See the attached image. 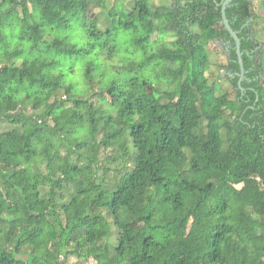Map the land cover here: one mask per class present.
<instances>
[{
    "label": "trees",
    "instance_id": "16d2710c",
    "mask_svg": "<svg viewBox=\"0 0 264 264\" xmlns=\"http://www.w3.org/2000/svg\"><path fill=\"white\" fill-rule=\"evenodd\" d=\"M10 3L0 13V264H264V26L253 1L226 9L241 85L222 0ZM14 17L20 44L9 51ZM77 31L87 48L71 44ZM216 40L234 45L216 64L227 88L208 76ZM97 48L109 58L123 48L117 63L133 61L129 48L145 59L110 82L77 64ZM53 56L64 61L41 60ZM58 67L87 94L65 88L62 72L49 78ZM99 100L108 110L97 118ZM121 102L114 131L109 109ZM137 112L147 118L123 121Z\"/></svg>",
    "mask_w": 264,
    "mask_h": 264
},
{
    "label": "clouds",
    "instance_id": "9594fccd",
    "mask_svg": "<svg viewBox=\"0 0 264 264\" xmlns=\"http://www.w3.org/2000/svg\"><path fill=\"white\" fill-rule=\"evenodd\" d=\"M11 7V3L10 0H0V13L7 11L9 8ZM75 25V23H74ZM22 25L19 22V17H14V27L10 30L12 32V34L14 35V39L12 40V48L9 49V51H12L16 48V46L18 44H20V40H19V33L21 31ZM8 31V30H6ZM60 38L63 39L64 36L69 35V33H61L59 34ZM72 35V40H71V44L75 45L77 48H87L90 41L88 39V37L81 33L80 31L74 32L71 34ZM118 42H119V38H118ZM32 45L31 41H24L23 44L21 45V47H23L24 49H29ZM127 47V46H125ZM101 50L99 48H97L95 51H93L90 55L84 56L82 57L77 64H80L82 66H88L90 63L94 64L96 67V75L99 76L101 73H105L104 78L108 79L110 82L113 80H125L128 79V74L126 72L120 71L117 72L116 69H122L128 65L131 64H140L144 61L145 56L143 53H134L132 51L131 48L128 49V53L129 55L133 56V61L128 62V63H117L116 62V57L120 56L121 54L124 53V49L121 48L120 52L118 53H114L112 54L111 58L108 57L107 52L105 51L104 54H100ZM0 55H3V52L0 51ZM136 57H139V59H136ZM23 59H28L29 62H31L32 60L35 59V57H30L27 56V53L25 54L24 57H21V60ZM43 59H55L58 61L63 62L64 58L60 57V56H53V57H41V60ZM76 64V65H77ZM75 69V68H74ZM163 70V66H161V68H156L155 71L156 72H160ZM64 73V80H63V86L66 88L69 85H76L75 88H73V94L76 96H80V93L77 91L79 88V84H78V80L74 75V70L72 72H69L67 67H58L56 68L53 72H51L49 74V78L52 77H56L58 76L60 73ZM144 78L145 79H149L153 84H156V80L154 78V71H153V66H150L144 73ZM36 92L35 89H31L29 90V93H33ZM25 95V93H20L16 98L19 100L21 99L23 96ZM41 99L44 98V95L41 94L40 96ZM123 102H121V104L116 105L115 107H111L109 109L110 114L114 117V123H113V130H118L119 128H121L123 126V124L121 123V116H120V112H121V108H122ZM43 108V105H42ZM146 115L141 114L139 112H137L130 120L127 117L123 118V121L129 125L135 124L137 122H140L143 119H146ZM129 137L127 135V133L125 134V136L122 138L121 142H123L124 140H127Z\"/></svg>",
    "mask_w": 264,
    "mask_h": 264
},
{
    "label": "rangeland",
    "instance_id": "374dc122",
    "mask_svg": "<svg viewBox=\"0 0 264 264\" xmlns=\"http://www.w3.org/2000/svg\"><path fill=\"white\" fill-rule=\"evenodd\" d=\"M117 1L119 2V0H116V2ZM134 1L135 0H124V2H126V4H129V5L133 4ZM149 1L152 5H168L171 3V0H149ZM252 1H253L254 9L261 16V23H263L262 26H264V11L262 9V4H261L262 0H252ZM114 2L115 0H108L109 6L111 7L114 4ZM96 11H99V10H96ZM210 50L212 51V62L214 64L212 65V68L208 72V76L211 81H215L221 84L222 86H224V88H227L229 85V82L228 80H226L227 79L226 70L219 69V67H217L218 65L217 63H222V64L226 63V55H225L224 47L223 45H221L220 42H216L210 45ZM78 92L80 93V95H85L87 94L88 90L86 87H84ZM229 93L233 97L235 92L229 88ZM106 110L108 109L106 108L105 104L99 100L96 105V111H95L96 117L97 118L100 117L103 114V112H106ZM105 152L106 153H104V156L105 155L107 156V154L110 153L109 150H108V153L107 151ZM111 155L115 157L114 159H111V162H113L114 164H119L122 162V157H121L122 153L118 149L115 150ZM197 252L200 255L202 251L197 250ZM68 261H69V264H73L77 261V258L75 256H72L69 258Z\"/></svg>",
    "mask_w": 264,
    "mask_h": 264
},
{
    "label": "water",
    "instance_id": "95a60500",
    "mask_svg": "<svg viewBox=\"0 0 264 264\" xmlns=\"http://www.w3.org/2000/svg\"><path fill=\"white\" fill-rule=\"evenodd\" d=\"M233 0H225L222 4V21L223 24L225 25V27L227 28V30L229 31L230 35L232 36V38L235 40L236 42V47H237V54L240 60V64L242 67V70H244L243 67V59H242V52H241V40L237 34V32L232 28L230 21L227 17L226 14V9L228 7V5L232 2Z\"/></svg>",
    "mask_w": 264,
    "mask_h": 264
},
{
    "label": "flooded vegetation",
    "instance_id": "af4514ba",
    "mask_svg": "<svg viewBox=\"0 0 264 264\" xmlns=\"http://www.w3.org/2000/svg\"><path fill=\"white\" fill-rule=\"evenodd\" d=\"M225 0H222V4ZM234 1V0H233ZM230 5V4H229ZM241 40V39H240ZM235 41V40H234ZM216 42H220L221 45H223L224 47V51H225V55H226V63L228 62V60L230 59V56H231V48L234 47V45H232V43L228 42V41H220V40H216ZM235 48H236V52H237V47H236V42H235ZM238 56V54H237ZM243 59V58H242ZM238 62H239V65H240V69L241 71L238 73L240 75V78H239V85H241V82L245 79V75H246V72H245V69L242 70V67H241V64H240V60H239V57H238ZM244 67V66H243ZM227 73V71H226ZM246 93V90L243 91V94Z\"/></svg>",
    "mask_w": 264,
    "mask_h": 264
}]
</instances>
